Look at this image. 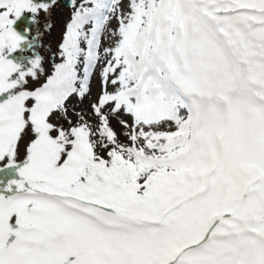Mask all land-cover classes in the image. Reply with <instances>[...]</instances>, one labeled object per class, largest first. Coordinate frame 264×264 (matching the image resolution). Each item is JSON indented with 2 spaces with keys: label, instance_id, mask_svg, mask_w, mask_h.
I'll return each instance as SVG.
<instances>
[{
  "label": "snow or ice",
  "instance_id": "snow-or-ice-1",
  "mask_svg": "<svg viewBox=\"0 0 264 264\" xmlns=\"http://www.w3.org/2000/svg\"><path fill=\"white\" fill-rule=\"evenodd\" d=\"M0 264H264V0H0Z\"/></svg>",
  "mask_w": 264,
  "mask_h": 264
},
{
  "label": "rangeland",
  "instance_id": "rangeland-1",
  "mask_svg": "<svg viewBox=\"0 0 264 264\" xmlns=\"http://www.w3.org/2000/svg\"><path fill=\"white\" fill-rule=\"evenodd\" d=\"M93 90H94V92H95V84L93 85Z\"/></svg>",
  "mask_w": 264,
  "mask_h": 264
}]
</instances>
